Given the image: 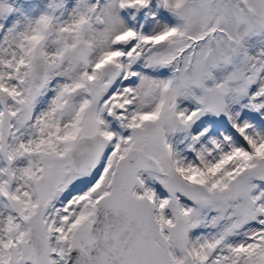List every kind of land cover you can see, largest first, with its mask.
Listing matches in <instances>:
<instances>
[{"label": "snow or ice", "instance_id": "obj_1", "mask_svg": "<svg viewBox=\"0 0 264 264\" xmlns=\"http://www.w3.org/2000/svg\"><path fill=\"white\" fill-rule=\"evenodd\" d=\"M0 264H264V0H0Z\"/></svg>", "mask_w": 264, "mask_h": 264}]
</instances>
